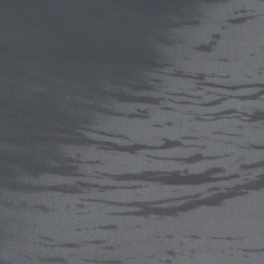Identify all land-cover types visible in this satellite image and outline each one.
<instances>
[{
	"label": "water",
	"instance_id": "water-1",
	"mask_svg": "<svg viewBox=\"0 0 264 264\" xmlns=\"http://www.w3.org/2000/svg\"><path fill=\"white\" fill-rule=\"evenodd\" d=\"M0 264H264V0H0Z\"/></svg>",
	"mask_w": 264,
	"mask_h": 264
}]
</instances>
